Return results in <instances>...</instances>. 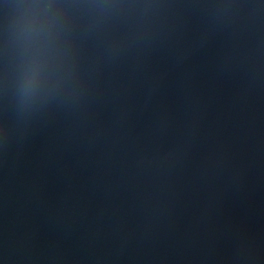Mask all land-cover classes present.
<instances>
[{
  "label": "water",
  "instance_id": "95a60500",
  "mask_svg": "<svg viewBox=\"0 0 264 264\" xmlns=\"http://www.w3.org/2000/svg\"><path fill=\"white\" fill-rule=\"evenodd\" d=\"M0 264H264V0H0Z\"/></svg>",
  "mask_w": 264,
  "mask_h": 264
}]
</instances>
